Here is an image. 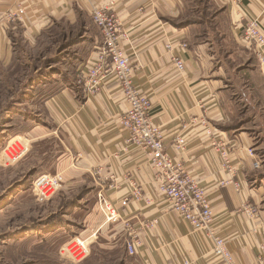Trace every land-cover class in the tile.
<instances>
[{
  "label": "crops",
  "instance_id": "1",
  "mask_svg": "<svg viewBox=\"0 0 264 264\" xmlns=\"http://www.w3.org/2000/svg\"><path fill=\"white\" fill-rule=\"evenodd\" d=\"M100 7H111L120 20L134 85L151 100V115L162 126L168 154L205 189L218 235L227 241L236 264H259L264 244V77L240 35L246 17L262 18L264 27V0H0V66L15 60L17 26L32 46L61 36L53 45L56 53L52 48L48 60L43 58L44 69L36 70L11 113L10 121L24 125L15 132H26L34 152L40 142L55 139V163L46 170L59 174L66 187H85L92 179L95 199L103 188L121 214L119 223H106L96 199L77 225V236H91L94 245L116 253L117 264H222L214 259L210 241L192 233L161 197L151 156L126 144L129 134L119 118L129 105L116 83L108 82L97 96L78 85L79 74L101 45V32L92 21L93 10ZM21 8L26 10L23 21L7 20ZM180 42L188 45L181 52L186 66L181 73L166 49L168 43ZM178 137L186 140L183 150L174 146ZM98 168L102 172L96 182ZM133 184L141 198L123 210L122 200L134 191ZM84 204L79 202L81 208ZM152 222L157 224L146 229ZM132 235L138 241L134 255L127 250Z\"/></svg>",
  "mask_w": 264,
  "mask_h": 264
},
{
  "label": "built area",
  "instance_id": "2",
  "mask_svg": "<svg viewBox=\"0 0 264 264\" xmlns=\"http://www.w3.org/2000/svg\"><path fill=\"white\" fill-rule=\"evenodd\" d=\"M25 16L26 10L21 8L17 12H10L7 18L10 22H16L23 21ZM92 21L100 30L102 41L96 58L79 74L78 84L89 96H97L104 91L108 82L116 83L124 101L129 105L128 110L119 118L122 129L129 134L126 144L151 156V164L157 174L161 197L169 204L171 211L178 214L190 226L192 233L202 234L210 241L211 252L215 260L222 264H236L234 255L227 247V241L216 231L214 210L205 189L194 179L190 171L175 162L168 154L162 126L151 115V100L134 85L135 69L123 47L125 35L122 33L120 20L113 13L111 7H100L93 10ZM262 21L260 17H246L241 28L240 40L246 48L254 51L264 77V27ZM166 49L172 55L171 61L175 69L180 73L184 72L186 66L181 52L187 51V43H168ZM207 133L212 135L211 131ZM185 145L184 137H178L175 140L174 146L177 150H183ZM26 147L23 144H11L10 142L1 153V162L5 165L17 163L28 151ZM222 155L226 159V152H223ZM254 167L260 168L259 161H254ZM101 172L102 168L93 172L96 182H99L98 176ZM229 172L232 170L230 169ZM226 183L222 182L221 184L225 185ZM234 185L239 187L236 183ZM132 186L134 191L122 200L123 210L128 208L131 200L141 198L140 189L135 184ZM33 190L41 200H48L54 197L60 189L58 181L51 174H43L34 181ZM97 198L103 211L104 221L108 224L119 223L122 220L120 211L106 194V190L101 188L97 192ZM156 224L157 222H152L144 226L146 229H152ZM130 230L132 231V229ZM91 244L89 239L75 237L63 245L60 254L71 262L82 263L91 253ZM137 246L138 241L135 235H132V239L127 243L130 255L136 254ZM258 260L259 264H264V244ZM177 264H193V262L183 260Z\"/></svg>",
  "mask_w": 264,
  "mask_h": 264
},
{
  "label": "rangeland",
  "instance_id": "3",
  "mask_svg": "<svg viewBox=\"0 0 264 264\" xmlns=\"http://www.w3.org/2000/svg\"><path fill=\"white\" fill-rule=\"evenodd\" d=\"M24 38L17 26L12 39L17 43L15 60L7 67L0 66V158L10 142L26 145L28 149L15 164L5 165L0 159V264H117V254L107 253L97 244L94 245L91 236L84 238L92 244L89 257L82 263L71 262L60 254L65 243L79 237L77 225L82 223L87 208L98 198L96 195L95 199L92 194V179L86 180L85 187H72L70 184L66 187L59 174L46 170L49 166L53 168L55 163V139L40 142V147L34 152L26 132H15L16 128L22 130L24 125L10 121L14 117L11 113L22 94L30 88L36 70L44 69L54 42L59 43L61 36L57 34L53 41L39 42L36 46ZM57 48H53V55ZM44 57L46 60H43ZM255 59L257 61L256 56ZM259 71L261 73L260 68ZM249 119L250 116H247L244 122ZM43 174H51L58 181L60 189L48 200H41L33 190L34 181ZM89 196L93 199H89ZM79 202H85L83 208Z\"/></svg>",
  "mask_w": 264,
  "mask_h": 264
}]
</instances>
